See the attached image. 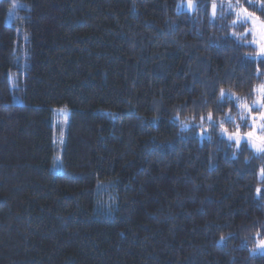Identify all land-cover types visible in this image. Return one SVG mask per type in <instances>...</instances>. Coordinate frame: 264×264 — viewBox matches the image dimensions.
Masks as SVG:
<instances>
[{"label":"trees","instance_id":"1","mask_svg":"<svg viewBox=\"0 0 264 264\" xmlns=\"http://www.w3.org/2000/svg\"><path fill=\"white\" fill-rule=\"evenodd\" d=\"M14 1L7 24L0 0V264H264V156L174 119L224 118L220 87L251 103L264 60L236 13L264 21L260 0ZM52 108L68 110L59 171Z\"/></svg>","mask_w":264,"mask_h":264},{"label":"snow or ice","instance_id":"2","mask_svg":"<svg viewBox=\"0 0 264 264\" xmlns=\"http://www.w3.org/2000/svg\"><path fill=\"white\" fill-rule=\"evenodd\" d=\"M249 3L252 0H248ZM239 3V0H237ZM261 7H264V0H260ZM228 6L231 8L232 0H228ZM179 7V6H178ZM187 7H193V0H187ZM212 14L215 16L217 4L215 2L211 5ZM238 19L243 17V22L251 21L254 25L253 29L251 30V35L253 39L250 41L251 44L257 45L258 50L253 54L254 58H260L264 60V30H261L259 33V39L256 38V28L255 25L257 22H260L261 29H264V21H261V18L257 16V14L253 11H249L248 8H243L236 13ZM233 23H237V21H233ZM249 32L246 30L244 34L241 35V38L247 36ZM233 36H236V33H232ZM257 75H264V71L258 66L256 69ZM251 91L255 94L254 98L252 99L251 103L248 100L241 98L236 93H228L225 91L223 87L219 88V99L222 101L226 96L231 95L233 100L235 101L233 105L227 106V111L225 112L224 118L217 121L214 119V112L211 108L208 109L207 114H201L199 116V124L196 123L195 115L191 119L185 118L180 119V113H177L174 119H177L182 128H188L192 126L195 130L196 128L199 129L198 135L203 137L209 131V128L205 127V123H207L211 129H219V133L226 137L229 143V147L232 145L235 146L236 149H243L245 146L250 147L253 155L256 157L264 156V82L259 83L255 87L251 89ZM232 107H236L240 110L239 117L241 121H245V125L247 126V121H250V127L246 131H242L241 125L236 122L235 117L231 115ZM258 109V111H253V108ZM247 117V121L245 120ZM226 121L231 122L235 125V130L230 131V129L226 126ZM259 129V132L257 131ZM211 139V137H209ZM233 156H235V152H233ZM259 175L262 179H264V167L259 169ZM256 193L259 196L261 193V189L257 188ZM255 244H254V251L259 250L261 254H264V233L261 231H257L255 233ZM226 237L221 236L220 240H225Z\"/></svg>","mask_w":264,"mask_h":264},{"label":"rangeland","instance_id":"3","mask_svg":"<svg viewBox=\"0 0 264 264\" xmlns=\"http://www.w3.org/2000/svg\"><path fill=\"white\" fill-rule=\"evenodd\" d=\"M11 6L7 11V14L5 16V22L7 24L12 23L13 20V16L15 14V9L17 7V4L14 0H10ZM180 8L182 10H187V11H191L192 8H194V4L192 8H188L187 7V1L182 2V4L180 5ZM239 20L242 21V18H239ZM249 23V32L250 30L253 29L254 25L252 24L251 21H247ZM252 26V27H251ZM256 28V38L259 39V33L261 30L260 27V22H257V24L255 25ZM16 34L18 36L21 35V32L17 29L16 27ZM22 37V35H21ZM253 39V36H252ZM256 47V49L258 50V46L254 45ZM15 102H17V99H14ZM254 111H257L256 109L253 108ZM52 120H53V126H54V136H53V169L55 171H59L60 170V153H61V148H62V142L64 140V134L66 131V127H67V123H68V110L66 109H61V108H52ZM250 122V121H249ZM257 131L259 132V129H257Z\"/></svg>","mask_w":264,"mask_h":264}]
</instances>
